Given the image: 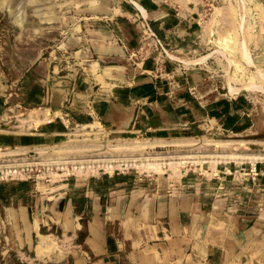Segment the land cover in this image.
I'll use <instances>...</instances> for the list:
<instances>
[{
    "label": "rangeland",
    "instance_id": "374dc122",
    "mask_svg": "<svg viewBox=\"0 0 264 264\" xmlns=\"http://www.w3.org/2000/svg\"><path fill=\"white\" fill-rule=\"evenodd\" d=\"M134 1L0 0V264H72L104 187L263 258L264 0Z\"/></svg>",
    "mask_w": 264,
    "mask_h": 264
},
{
    "label": "crops",
    "instance_id": "0c3cea01",
    "mask_svg": "<svg viewBox=\"0 0 264 264\" xmlns=\"http://www.w3.org/2000/svg\"><path fill=\"white\" fill-rule=\"evenodd\" d=\"M134 2L143 17L149 15L147 3ZM89 194L87 234L70 255L72 264H264V256L259 262L253 253L240 250L243 240L239 245L215 239L207 233L210 227L202 236L206 226H200L188 197L177 202L157 198L140 202L112 187Z\"/></svg>",
    "mask_w": 264,
    "mask_h": 264
},
{
    "label": "bare ground",
    "instance_id": "6f19581e",
    "mask_svg": "<svg viewBox=\"0 0 264 264\" xmlns=\"http://www.w3.org/2000/svg\"><path fill=\"white\" fill-rule=\"evenodd\" d=\"M246 48V47H245ZM246 53V52H245ZM248 56V55H247ZM201 60V59H200ZM249 60V62L251 61L250 59H248ZM234 90V89H233ZM232 89H231V91H233ZM236 156H239V155H235V154H233V157H236ZM237 158V157H236ZM205 162V161H204ZM215 162V161H214ZM112 164V163H111ZM158 164H160V163H158ZM157 164V165H158ZM109 166V165H108ZM119 166V165H118ZM105 167H106V165H105ZM108 169H114V165H112L111 167H109ZM112 171V170H111ZM42 236H44L45 237V235H42ZM53 242H55V241H53ZM52 243V242H51ZM50 244V243H49ZM47 245V244H46ZM39 248V247H38ZM39 250V249H38Z\"/></svg>",
    "mask_w": 264,
    "mask_h": 264
}]
</instances>
